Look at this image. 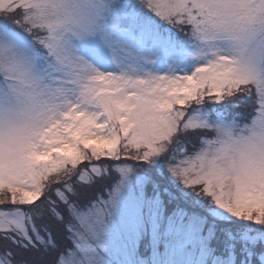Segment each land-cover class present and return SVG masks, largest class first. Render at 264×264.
<instances>
[{"label":"rangeland","instance_id":"374dc122","mask_svg":"<svg viewBox=\"0 0 264 264\" xmlns=\"http://www.w3.org/2000/svg\"><path fill=\"white\" fill-rule=\"evenodd\" d=\"M244 84L248 122L205 111ZM187 128L212 131L168 155ZM138 165L182 208L146 195ZM251 210L264 219V0H0V264L36 244L59 246L49 264H264L248 224L214 245Z\"/></svg>","mask_w":264,"mask_h":264},{"label":"trees","instance_id":"16d2710c","mask_svg":"<svg viewBox=\"0 0 264 264\" xmlns=\"http://www.w3.org/2000/svg\"><path fill=\"white\" fill-rule=\"evenodd\" d=\"M230 92L231 93L223 92V95L221 93L222 96L221 100L218 101L213 100L209 104H207L208 103L207 102L206 103L207 105L205 106V111H207L210 116H219L225 119L226 121L228 120L238 123L248 122L250 118L253 116L254 111L256 110V107L254 105L259 100L256 99L257 92H255V88L250 86V84H244L242 88ZM211 95L212 94H210V96ZM211 131L204 129L203 130L188 129V128L179 129L177 133L173 135L172 141L170 142L169 148L167 149L166 153L168 155L169 154L177 155L182 146L183 148H185V152L191 153L199 146V141L205 137H208L211 134ZM132 161L133 163H136V159H133ZM135 166L137 167V165ZM137 170L140 172H144V171L148 172V174H150V176L155 181V183L157 181L158 183L157 189H155L152 186L151 182H147L146 185L144 186V191L145 194L148 196L157 195V197L160 199V203L163 205L164 210L167 213L182 208L183 202H181L178 197V195H181L180 188L177 185H174V183H171L167 176L159 175L156 171L155 165H138ZM163 188H168V189L170 188L171 191L174 193L173 197L168 196L166 193L162 192ZM189 199L191 198L189 197ZM201 201H204L205 204L201 205L200 208H203L202 211L208 212L209 209H211V206H208L207 199L203 197ZM257 212L259 211L251 210L250 213H247L248 215L242 214L239 216V218H237L238 220L236 221L234 220L235 222H231V223L228 220L218 221L221 222V224H217L218 229H217L216 241H214L215 247L222 248L224 246L223 243L224 241H226L227 235L230 232L235 236H239L243 231L245 224L250 225L251 227L250 231L257 232L258 234H261L264 237V219L261 220L260 219L261 217H257L259 215L257 214ZM41 220H46V219L45 217L40 218L39 222ZM55 226L59 227V225L57 224H55ZM7 242H8V238L0 233V251L3 252L4 250H6L4 248ZM35 246H36L35 248H32L31 246L27 247L26 249L27 252L22 253V255H21L22 249H19L16 252L10 250L7 255L8 257L11 256L10 259L14 257L20 259V257L23 256L24 260L27 263L31 264L32 261H33L32 263H34V260L31 257L30 250L32 249L35 250L38 248L35 256V259L37 261L35 263L49 264L47 262V259H49L48 261H50V256L59 250V246L57 244L52 250H49V248L45 247L44 245L36 244ZM254 250L257 253L264 251V242L263 241L256 242L254 244Z\"/></svg>","mask_w":264,"mask_h":264}]
</instances>
